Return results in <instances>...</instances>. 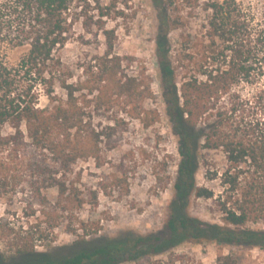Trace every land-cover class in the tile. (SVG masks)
I'll return each mask as SVG.
<instances>
[{"label": "trees", "instance_id": "trees-1", "mask_svg": "<svg viewBox=\"0 0 264 264\" xmlns=\"http://www.w3.org/2000/svg\"><path fill=\"white\" fill-rule=\"evenodd\" d=\"M151 1L157 76L115 51L108 25L128 33L133 0H0V264H179L157 256L184 242L264 250V88L242 94L264 81V23L238 0ZM68 45L80 50L70 63ZM159 101L176 154L160 147ZM136 127L154 147L126 146ZM143 164L155 188L173 185L165 222L100 236V198L125 201ZM198 201L217 222L188 213ZM59 229L75 246H50Z\"/></svg>", "mask_w": 264, "mask_h": 264}, {"label": "rangeland", "instance_id": "rangeland-1", "mask_svg": "<svg viewBox=\"0 0 264 264\" xmlns=\"http://www.w3.org/2000/svg\"><path fill=\"white\" fill-rule=\"evenodd\" d=\"M240 4L252 11L258 20L264 23V0H238ZM135 9L138 11L137 17L130 25V31L127 33L122 27V23H109V27L115 28L117 41L115 51L117 53H126L142 58L149 73L157 76V70L153 66L154 59V37L156 33V13L151 0H133ZM176 37V32L172 38ZM24 49H16L8 54L10 63H15L23 54ZM64 60L68 63L75 61L80 54V50L75 45H68L64 50ZM264 88V81L257 82L253 85L242 87V94L245 97L252 96ZM41 104H45V98L41 97ZM161 112L159 123L155 129L162 135H168V141L162 144L163 152L176 154V139L170 134L168 120L164 115V106L159 101L157 104ZM153 137L152 132H145L136 127L132 134L127 135L126 146L137 148L139 145H148L154 147L153 142L149 144V138ZM112 156H117V152H112ZM93 168L92 163L89 164ZM174 166L172 170H174ZM198 181L203 184L202 170L198 173ZM130 196L122 202H115L104 197L100 198V206L93 219L101 217V213L110 212L111 219L103 221L104 229L99 234L104 238H114L119 233L133 232L138 235H147L160 229L166 219L167 204L173 195V185L169 184L165 190L155 188V180L149 166L143 164L137 174L129 179ZM208 202H193L188 207V213L205 221L217 222V218L212 216L207 210ZM4 205L0 204V214ZM107 216V215H105ZM84 219L88 217L83 215ZM254 228H261L258 225ZM57 238L50 246L72 247L78 242L76 236L68 235L62 229L56 231ZM50 246H37V251L47 252ZM231 254L236 260V264H264V250L258 248L242 249L233 246H217L214 243H191L184 242L171 252L157 256L159 259L164 257H180L179 264H217L220 256ZM131 264V263H127Z\"/></svg>", "mask_w": 264, "mask_h": 264}]
</instances>
